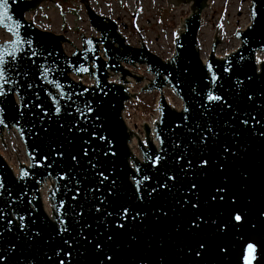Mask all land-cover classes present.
Masks as SVG:
<instances>
[{"label": "water", "instance_id": "obj_1", "mask_svg": "<svg viewBox=\"0 0 264 264\" xmlns=\"http://www.w3.org/2000/svg\"><path fill=\"white\" fill-rule=\"evenodd\" d=\"M45 1L59 6L8 0L12 20L0 23L11 36L0 45L17 39V23L20 38L32 41L17 54L16 83L0 96V136L8 147L4 133L15 130L29 161L15 173L0 154V264H244L248 243L257 247L253 264H264V61L257 62L264 0H251V22L236 32L240 46L218 57V30L206 60L199 33L209 0H167L158 13L172 27L171 13L190 7L168 60L143 41L128 43L117 22L88 3L100 36L82 34L75 48L26 18ZM125 64L145 65L154 76L141 91L160 93L155 138L149 125L143 140L127 124V102L138 96L127 77L143 80ZM41 65L54 66L47 81ZM111 73L121 74L119 82ZM209 91L220 99L209 100Z\"/></svg>", "mask_w": 264, "mask_h": 264}, {"label": "rangeland", "instance_id": "obj_2", "mask_svg": "<svg viewBox=\"0 0 264 264\" xmlns=\"http://www.w3.org/2000/svg\"><path fill=\"white\" fill-rule=\"evenodd\" d=\"M53 1V0H51ZM59 6L45 1L36 12L27 14V19L35 22L44 29L56 31L64 34L75 48L82 47L81 35L87 37L100 36L91 26L86 13L85 4L88 3L97 13L108 16L113 20L124 21L130 24V30L125 34L127 41L139 46L141 41L145 42L147 47L168 60L174 53L175 37L182 26L186 17L190 14V7L182 5L169 16V22L172 27H168L158 17L161 10L167 9L169 4L167 0H54ZM210 8L203 14V25L199 33V47L201 57L206 60L211 52L213 39L216 31L220 30L218 37L222 40L219 44L216 54L218 57H225L240 46V40L236 38V32L243 30L251 22L250 5L251 0H209ZM171 9H174L170 5ZM34 16V18H33ZM142 37H140V35ZM11 36L0 28V42L9 40ZM65 50L71 54L75 48L65 43ZM258 58L264 61V52L259 53ZM127 68L133 75L140 77L143 82L139 83L135 78H128L129 90L137 93V98L127 102L124 113L129 127L136 132L143 140L145 139L144 126L149 125L151 136L155 138L154 123L159 118L158 100L160 93L156 91L142 92L141 89L149 85L154 76L147 72L145 65H127ZM121 74L111 73L110 81L119 82ZM77 81L86 85L94 84V80L88 75L82 77L74 76ZM168 102L175 108L182 107V101L175 96L170 89H164ZM7 143L5 145L0 136V154L6 159L15 173L19 172L21 163L28 164V157L25 146L18 133L12 130L4 133ZM155 142H157L155 140ZM138 140L133 138V150L140 156ZM45 188L43 191L44 202L47 212H51V205L47 199Z\"/></svg>", "mask_w": 264, "mask_h": 264}, {"label": "snow or ice", "instance_id": "obj_3", "mask_svg": "<svg viewBox=\"0 0 264 264\" xmlns=\"http://www.w3.org/2000/svg\"><path fill=\"white\" fill-rule=\"evenodd\" d=\"M5 19L9 21L12 20V17L9 15L8 0H0V23H3ZM20 27L21 25L19 23L15 25L16 31L14 32V35L17 37V39L13 43L0 45V96L5 95V86L10 87L11 85L16 83V80L12 77L11 74L16 66V61L18 59L17 54L24 51L25 45H27L28 48L31 49V44H32L31 39L20 38V33L18 31ZM36 54L37 53L35 50H32L30 52V56H35ZM10 63L12 64V67H8ZM40 67L42 70L41 71L42 78L47 81L48 73L49 71H54V66L49 67V66L41 65ZM208 70L209 72H211V65L208 66ZM78 71L86 72L88 71V69L81 66L78 69ZM216 79H217L216 74L212 73L211 75L212 82L215 83ZM48 82L53 83L52 81H48ZM55 86L57 88L60 87L59 83H55ZM61 95L63 96V93ZM207 98L213 101L220 99L218 96L213 95L211 91H209ZM56 111L59 112L58 106ZM204 163L206 164L207 162L205 161ZM137 171H139V169H137ZM139 184L140 181H137V187H139ZM193 187L195 186L193 185ZM217 191H222V189H217ZM221 199H223V197H221ZM125 215H126V210H125ZM234 219L239 222L241 221L242 217L239 214H237L234 216ZM200 247L203 248V245H201ZM256 259H257V247L252 243H248L246 245V249L244 252L243 262L244 264H253V262Z\"/></svg>", "mask_w": 264, "mask_h": 264}, {"label": "flooded vegetation", "instance_id": "obj_4", "mask_svg": "<svg viewBox=\"0 0 264 264\" xmlns=\"http://www.w3.org/2000/svg\"><path fill=\"white\" fill-rule=\"evenodd\" d=\"M54 1V0H53ZM56 2V1H54ZM115 21L117 22V24L119 25V31L125 36V34L128 32V30H130V24H127L125 23L124 21H119V20H116ZM203 25V24H202ZM92 37V36H91ZM127 39V38H126ZM128 40V39H127ZM128 42V41H127ZM142 42V41H141ZM129 43V42H128ZM145 43V42H144ZM132 45V44H131ZM133 46H136V45H133ZM139 46H140V43H139Z\"/></svg>", "mask_w": 264, "mask_h": 264}, {"label": "built area", "instance_id": "obj_5", "mask_svg": "<svg viewBox=\"0 0 264 264\" xmlns=\"http://www.w3.org/2000/svg\"><path fill=\"white\" fill-rule=\"evenodd\" d=\"M37 10H38V9H37ZM37 10H34V11H32V12H36ZM32 12H30V13H32ZM27 14H29V13H27ZM27 14H26V18H27ZM33 18H34V16H33ZM28 20H29V19H28ZM31 21H33L34 24H35L38 28H40V29H42V30H46V31H51V30H47V29H44L43 27L39 26V25L35 22V20L31 19ZM51 32H53V31H51ZM54 33H56V34H61V33H58V32H56V31H54ZM63 35H64V34H63Z\"/></svg>", "mask_w": 264, "mask_h": 264}, {"label": "bare ground", "instance_id": "obj_6", "mask_svg": "<svg viewBox=\"0 0 264 264\" xmlns=\"http://www.w3.org/2000/svg\"><path fill=\"white\" fill-rule=\"evenodd\" d=\"M257 62H258V63H260V62H261V59H260V58H258V57H257ZM127 78H130V77H127ZM132 145H133V142H132L131 146H132ZM132 148H133V146H132ZM14 172H15V171H14Z\"/></svg>", "mask_w": 264, "mask_h": 264}]
</instances>
